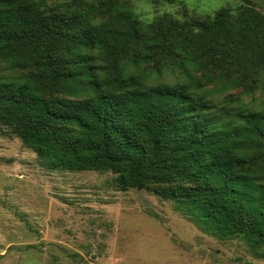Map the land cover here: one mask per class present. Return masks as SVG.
I'll use <instances>...</instances> for the list:
<instances>
[{"label": "trees", "instance_id": "16d2710c", "mask_svg": "<svg viewBox=\"0 0 264 264\" xmlns=\"http://www.w3.org/2000/svg\"><path fill=\"white\" fill-rule=\"evenodd\" d=\"M242 1L143 21L121 0H0V125L48 170L113 173L264 249V100L239 98L264 96V14Z\"/></svg>", "mask_w": 264, "mask_h": 264}, {"label": "rangeland", "instance_id": "374dc122", "mask_svg": "<svg viewBox=\"0 0 264 264\" xmlns=\"http://www.w3.org/2000/svg\"><path fill=\"white\" fill-rule=\"evenodd\" d=\"M121 1L143 21L165 14L213 15L243 3ZM251 1L264 14V0ZM239 98L253 109L264 100L260 92ZM115 178L97 171L48 170L0 125V264H264V249L240 238L221 240L178 212L175 203L146 189L122 191Z\"/></svg>", "mask_w": 264, "mask_h": 264}]
</instances>
